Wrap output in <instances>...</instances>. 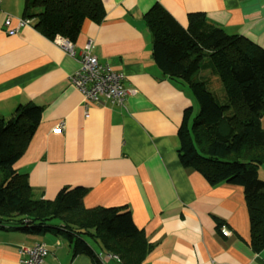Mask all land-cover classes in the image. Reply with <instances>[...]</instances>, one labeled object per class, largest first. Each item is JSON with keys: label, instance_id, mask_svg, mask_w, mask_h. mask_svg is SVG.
<instances>
[{"label": "crops", "instance_id": "crops-1", "mask_svg": "<svg viewBox=\"0 0 264 264\" xmlns=\"http://www.w3.org/2000/svg\"><path fill=\"white\" fill-rule=\"evenodd\" d=\"M25 1L0 4V118L10 119L20 105L42 107L41 122L14 166L35 198L54 200L63 188L82 187L86 208H129L152 247L140 264H264V248L255 252L250 245L243 189L211 186L180 162L178 130L184 110L192 107L196 114L197 102L153 61L144 18L160 4L187 28L189 15L201 13L227 35L264 49V0H102L105 19L85 22L74 55L33 24L8 34L5 20L12 18L16 27ZM88 43L100 63L124 75L129 93L123 105H88L72 84ZM38 242L49 249L44 264H96L74 255L65 239L19 231L0 232V264H22L21 249ZM90 245L100 264H127Z\"/></svg>", "mask_w": 264, "mask_h": 264}, {"label": "trees", "instance_id": "trees-1", "mask_svg": "<svg viewBox=\"0 0 264 264\" xmlns=\"http://www.w3.org/2000/svg\"><path fill=\"white\" fill-rule=\"evenodd\" d=\"M102 0H26L24 18L48 39L75 43L85 22L101 24ZM152 34V59L166 77L186 85L199 105L184 110L178 130V155L185 168L211 185L227 183L243 189L250 220V245L264 248V49L239 36L227 35L201 13L189 15L183 28L160 5L144 16ZM219 82L218 87L213 80ZM216 88V89H215ZM218 92L222 94L219 95ZM42 107H17L0 118V232L51 234L65 239L74 255L96 264L93 242L127 264H140L147 245L129 208H86L82 187L63 188L54 200L35 198L26 176L14 166L35 134ZM133 260V261H132Z\"/></svg>", "mask_w": 264, "mask_h": 264}, {"label": "built area", "instance_id": "built-area-1", "mask_svg": "<svg viewBox=\"0 0 264 264\" xmlns=\"http://www.w3.org/2000/svg\"><path fill=\"white\" fill-rule=\"evenodd\" d=\"M3 0H0V4ZM32 21L26 18L18 20L16 27H12V18H7L4 22L8 29V34L14 36L18 29L24 26H29ZM55 40L71 55H74V44L70 41L56 37ZM87 53L80 62V68L71 76L72 84L82 94L86 104H101L109 102L112 105H123L127 91L123 85L124 75L108 64H102L97 57L91 54V43H88ZM131 93H133L131 91ZM63 124L61 123L56 129L57 132L62 131ZM222 232L225 236L229 235V229L222 227ZM21 254L26 258L22 264H44L49 255V249L45 242H38L31 248L21 249Z\"/></svg>", "mask_w": 264, "mask_h": 264}, {"label": "rangeland", "instance_id": "rangeland-1", "mask_svg": "<svg viewBox=\"0 0 264 264\" xmlns=\"http://www.w3.org/2000/svg\"><path fill=\"white\" fill-rule=\"evenodd\" d=\"M212 83H214V85L216 86V87H218V86H220L219 85V82L215 79V80H213V82ZM216 89V88H215ZM218 94L219 95H221L222 93L221 92H218ZM199 105H198V103H197V105H196V114L195 115H198L199 114V107H198ZM259 177L262 179V180H264V166H261L260 167V169H259Z\"/></svg>", "mask_w": 264, "mask_h": 264}]
</instances>
